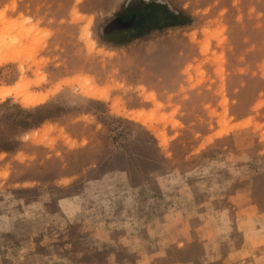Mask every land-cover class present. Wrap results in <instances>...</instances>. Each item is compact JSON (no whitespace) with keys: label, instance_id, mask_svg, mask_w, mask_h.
<instances>
[{"label":"rangeland","instance_id":"obj_1","mask_svg":"<svg viewBox=\"0 0 264 264\" xmlns=\"http://www.w3.org/2000/svg\"><path fill=\"white\" fill-rule=\"evenodd\" d=\"M0 16V264H264V0Z\"/></svg>","mask_w":264,"mask_h":264},{"label":"bare ground","instance_id":"obj_2","mask_svg":"<svg viewBox=\"0 0 264 264\" xmlns=\"http://www.w3.org/2000/svg\"><path fill=\"white\" fill-rule=\"evenodd\" d=\"M1 17V16H0ZM4 24V22H2V18H0V27H1V25H3ZM4 34H6V32H4V30H1L0 31V49H3V47H6L8 44V42H5V40H4V38H5V35ZM19 37V36H18ZM18 44V43H17ZM14 47H15V45H14ZM17 47V46H16ZM9 48V47H8ZM4 50H5V48H4ZM0 52H2V50L0 51ZM4 52V51H3ZM1 56V55H0ZM3 56V55H2ZM7 56V55H6ZM16 60V59H15ZM12 61H13V59H12ZM7 62V60L5 59V58H0V65H3L4 63H6ZM13 94H15V92L12 90V89H0V97L2 98V99H4V98H6V97H8V96H10V95H13ZM37 100H31V99H26L25 100V104L27 105V106H30V105H35V104H37Z\"/></svg>","mask_w":264,"mask_h":264},{"label":"trees","instance_id":"obj_3","mask_svg":"<svg viewBox=\"0 0 264 264\" xmlns=\"http://www.w3.org/2000/svg\"><path fill=\"white\" fill-rule=\"evenodd\" d=\"M179 18L182 19L185 22H183V23L179 22L178 21ZM171 19H172V22L163 25V27L161 29L182 26L185 23L189 22V19L187 17L183 16L182 14H177V16H171ZM115 33H117V32H115ZM143 36H144L143 34L135 33L133 35H129V36L125 37L124 40H122L120 42H116L114 40H110V42H112L115 45H123L125 43L130 42L133 39L141 38Z\"/></svg>","mask_w":264,"mask_h":264}]
</instances>
